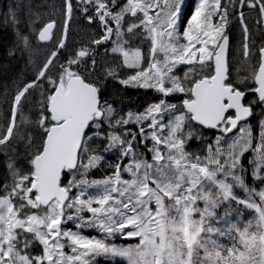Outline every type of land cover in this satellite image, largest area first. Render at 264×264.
<instances>
[{"label":"snow or ice","instance_id":"1","mask_svg":"<svg viewBox=\"0 0 264 264\" xmlns=\"http://www.w3.org/2000/svg\"><path fill=\"white\" fill-rule=\"evenodd\" d=\"M74 14L97 29L75 44ZM26 23L8 54L32 78L0 100V264H264V0H61ZM133 89L152 100L125 110Z\"/></svg>","mask_w":264,"mask_h":264},{"label":"trees","instance_id":"2","mask_svg":"<svg viewBox=\"0 0 264 264\" xmlns=\"http://www.w3.org/2000/svg\"><path fill=\"white\" fill-rule=\"evenodd\" d=\"M195 0H191L188 7H192ZM32 0H0V100L3 98L4 92L7 90L9 96L15 89V85L20 83L21 80H30L32 78L34 69L31 65H27L26 59L18 55L13 57L9 56V50L16 44V28L28 35L30 28L26 21H28L30 14H32L33 6ZM9 6L13 7L17 13L18 19L21 21L19 25H13L10 17H8ZM37 27V26H35ZM124 100L126 110L128 107L133 110L142 108L152 100L151 93L145 95L142 90H128L121 92ZM6 108L7 106L4 105ZM209 133H207L208 135ZM193 149L200 150L203 145L193 144ZM3 157H0L2 160ZM2 172V169H0ZM95 178H100V174H94ZM249 176V181H251ZM259 181H256V184ZM257 184V185H258ZM243 210V209H241ZM106 264V261H102Z\"/></svg>","mask_w":264,"mask_h":264},{"label":"rangeland","instance_id":"3","mask_svg":"<svg viewBox=\"0 0 264 264\" xmlns=\"http://www.w3.org/2000/svg\"><path fill=\"white\" fill-rule=\"evenodd\" d=\"M32 6H33V10H32V14H39L43 19H47L48 16L52 15L53 12L56 13V17L58 19L59 22V6L61 4V0H32ZM186 5H189V0H185ZM199 0H197V3L195 6H197ZM55 6V7H53ZM195 6H193L192 9L195 8ZM245 13L247 16V22L249 23L250 28H254L255 27V20L257 18V13L255 11H248L247 9H245ZM37 27H39V25H36ZM97 29L95 28V26H88L86 24V22L83 20V18L78 17V14H74V20L73 22H71L69 24V37H70V43H77L80 41H86L87 39L90 38L89 33H94L96 32ZM236 36H237V41L239 39V31L237 29L236 31ZM30 39L35 40L34 36H30ZM237 41H233V43L237 42ZM259 42V41H257ZM51 48V44L47 45V46H43L41 45L39 48V52L38 55L36 57H34V59H36L37 63H39L40 60L43 59L44 54L46 51H48ZM238 51V49H237ZM101 52H103V49H101ZM230 55H231V49H230ZM237 58H239L237 56ZM178 102V101H177ZM212 133L208 134V136H211ZM196 151H199L197 149H195ZM149 160H151V156L149 155L148 157ZM250 172L251 169H249V176H250ZM256 181H253V179H251V181H249L248 179V183L252 186L257 187V189L259 190V188L264 187V185L260 184L259 181V185L256 184ZM238 194L240 196H243V193L241 191L238 190ZM241 212L243 213V217L245 219L250 218V213L248 211L245 210H241ZM221 215H223V211L221 210L220 212ZM233 216H235V212L232 213ZM222 225H217V227H221ZM69 227H72V225L70 224ZM89 234L87 231L85 232V235ZM92 235H96L95 232L91 233ZM222 242H226V241H222ZM117 243H122V241H119ZM102 261V260H101Z\"/></svg>","mask_w":264,"mask_h":264}]
</instances>
